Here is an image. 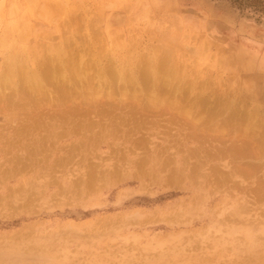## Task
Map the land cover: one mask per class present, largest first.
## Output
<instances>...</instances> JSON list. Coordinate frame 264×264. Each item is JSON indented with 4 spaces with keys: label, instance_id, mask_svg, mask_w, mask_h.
<instances>
[{
    "label": "rangeland",
    "instance_id": "374dc122",
    "mask_svg": "<svg viewBox=\"0 0 264 264\" xmlns=\"http://www.w3.org/2000/svg\"><path fill=\"white\" fill-rule=\"evenodd\" d=\"M0 41V64L9 48L27 46L45 58L67 47L72 59L66 61L74 65L65 68L70 86L51 82L53 70L41 94L15 95L11 86H0V174L8 167L4 154L21 153L12 144L31 147L42 135L58 136L36 163L45 177L22 179L21 173L0 181V197L25 179L38 187L30 210L22 212L12 199L11 210L1 204L0 264H264V0H0ZM162 47L174 49L180 78L154 91L152 108L148 80H139L140 91L113 72L129 64L138 73L149 58L161 57ZM33 118L37 127H30ZM109 127L132 140L147 137L155 148L165 135L168 167L174 171L183 162L186 177L165 185L146 178L145 187L134 178L85 191L74 185V192L60 193L72 173L106 158L114 144ZM93 134L105 138L92 144ZM72 147L74 156L63 163L61 155ZM212 147L230 155L205 165L201 151ZM229 162L249 172L239 169L245 175L238 171L240 177L229 180ZM211 167L224 172H214L213 186L203 178ZM194 168L200 171L189 177Z\"/></svg>",
    "mask_w": 264,
    "mask_h": 264
},
{
    "label": "bare ground",
    "instance_id": "6f19581e",
    "mask_svg": "<svg viewBox=\"0 0 264 264\" xmlns=\"http://www.w3.org/2000/svg\"><path fill=\"white\" fill-rule=\"evenodd\" d=\"M79 3V2H78ZM33 4V3H32ZM31 4V5H32ZM50 5V4H49ZM55 6V5H54ZM46 7V6H45ZM56 7V6H55ZM54 7V8H55ZM64 7V6H63ZM77 7V6H76ZM36 8V7H35ZM61 8V7H60ZM73 9L78 10V8H74L72 7ZM63 9V8H62ZM68 9V8H67ZM87 10V11H86ZM83 9L82 13L80 14H84V16L82 17H85L86 14H89V10L86 8ZM49 11V10H48ZM51 11V10H50ZM73 10H67V12H71ZM62 12V11H61ZM65 12V13H67ZM88 12V13H87ZM50 13V12H49ZM64 13V11H63ZM74 13V12H73ZM75 14V13H74ZM101 14V13H100ZM63 15V14H62ZM66 15V14H65ZM51 16H53V14H51ZM87 16V15H86ZM101 16V15H100ZM99 16V17H100ZM40 17V16H38ZM46 17V16H45ZM60 17V16H59ZM66 17L63 15V18ZM68 17V16H67ZM71 17V16H70ZM78 17V16H77ZM81 17V16H80ZM53 18V17H52ZM62 18V17H61ZM102 18V16L100 17ZM104 18V17H103ZM59 19V18H58ZM76 19V18H75ZM78 19V18H77ZM88 19V18H86ZM98 19V18H97ZM102 19H100L101 21ZM54 21V20H53ZM73 21V20H72ZM81 21V19H80ZM91 21V20H90ZM96 21V20H95ZM99 21V20H98ZM51 22V21H50ZM56 22V21H55ZM62 22H63V19H62ZM61 22V23H62ZM65 22V21H64ZM89 23V20L87 21ZM68 23V22H67ZM63 24V23H62ZM71 24V23H70ZM78 24V23H77ZM20 25V24H19ZM88 25V24H87ZM90 25V24H89ZM148 25V24H147ZM62 26V25H61ZM92 26V25H91ZM90 26V27H91ZM72 27V26H71ZM84 27V26H83ZM89 27V29H90ZM63 28V27H62ZM61 28V29H62ZM85 29H88V26L87 28L84 27ZM100 28V27H99ZM103 30L105 32H109L110 28H109V24L106 23V25L104 27ZM71 29V28H70ZM98 29V28H97ZM101 29V28H100ZM74 30V29H73ZM66 31V30H65ZM91 31V30H90ZM93 31V29H92ZM91 31V32H92ZM70 32V31H69ZM112 32V31H111ZM62 33V32H61ZM94 33V32H93ZM23 34V33H22ZM74 34V33H73ZM72 34V35H73ZM97 34V33H96ZM152 34V33H150ZM99 35V34H98ZM22 36V35H21ZM21 36H19L18 38H20ZM24 37V35H23ZM21 37V39L23 38ZM61 37V36H60ZM67 37V36H66ZM71 37V36H70ZM94 37V36H93ZM93 37L91 36L92 40H93ZM104 37H106L104 35ZM114 37V35H113ZM157 37V36H156ZM63 38V37H62ZM98 38V36H97ZM19 39V40H21ZM48 39V38H47ZM51 39V38H50ZM100 39V38H98ZM112 39V38H111ZM170 39V38H169ZM24 40V39H23ZM52 40V39H51ZM91 40V41H92ZM95 40V39H94ZM93 40V41H94ZM82 41V40H81ZM92 41V42H93ZM96 43H98L97 41L98 40H95ZM112 41V40H111ZM173 41V40H172ZM171 41V42H172ZM64 42V41H63ZM67 42V40H66ZM66 42L63 44L65 45ZM100 42V41H99ZM109 42V41H108ZM114 43V41H112ZM1 43V41H0ZM103 43L104 42V39H103ZM58 44V43H57ZM95 44V43H94ZM152 44V43H151ZM69 45V44H68ZM98 45V44H97ZM77 46V45H76ZM114 46V45H113ZM153 46V45H152ZM55 47V46H54ZM106 47V46H105ZM123 47V46H122ZM168 47V46H167ZM167 47H162V52H161V57L159 59H155V57H151L149 58L150 59V63L147 64V67L141 69L138 71V73L136 72L137 69L139 68H135L136 70L134 71V69L132 68V66L130 67L131 70L129 68H127V66H130L129 64L127 66H122L123 64H119V69L117 70V68L115 69V72H113L114 74L117 72V79H121L122 81L125 80L126 82H130L133 84V87L136 89H140L141 84L139 80H146L145 82H147V80L149 82H147V88L148 86L149 87V97H150V100L148 101L150 107L152 108H155L156 107V100L158 98V96L156 95L155 97V94H154V91L158 90L161 86H171L172 83H170L173 79L172 78H178L179 74L177 75V71L175 69V66H174V58H175V52H174V49L173 48H167ZM59 48V47H58ZM67 49V47H65ZM63 48V50L65 49ZM9 53H7V55L4 56V59L2 60V63L0 64V86H3L2 88L5 90L6 86H11L12 87V91H14L15 95L16 94H19L20 92L23 93V90L24 92H29L30 94L31 93H38L40 92V94L42 92H44V90L46 91L45 86L42 81L45 83L47 82L48 80H52V77L55 78L53 79L51 82H55L56 83H60L59 86L60 87H64V84H67L69 85V82H70V78L72 77L70 74H67V69L65 70L66 68V64L70 65V63H68L67 61L70 62V60L72 59V56L65 51H63L61 49V47L59 49H56V48H53L51 50V52H49L47 54V57L45 58L44 57V54L43 56L40 54V53H37L36 51L35 54H32L30 53L28 50L29 48L26 46H21V48H18V47H13V48H9ZM80 49V48H79ZM157 50V48H155ZM161 49V47H160ZM160 49L158 51H160ZM193 49V48H192ZM104 50V49H103ZM102 50V51H103ZM154 50V49H153ZM152 50V51H153ZM164 50V51H163ZM28 51V52H27ZM100 52V51H99ZM154 52V51H153ZM190 52V51H189ZM37 53V54H36ZM140 53V52H139ZM155 53L157 54V52L155 51ZM32 54V55H31ZM68 54V55H67ZM192 54V53H191ZM23 56V58L21 56ZM25 55V57H24ZM79 56V55H78ZM146 56V55H145ZM149 56V55H148ZM71 57V58H70ZM114 57V56H113ZM193 57H195L193 55ZM42 60V62H40V60ZM127 58V57H126ZM124 58V60L126 59ZM48 60V61H45V60ZM67 59V61H66ZM99 59V58H98ZM148 60V59H147ZM155 60H158V62H154ZM45 61V62H43ZM49 63L50 66L46 63ZM122 62V61H121ZM126 62V61H125ZM149 62V61H148ZM45 63V64H44ZM58 63V67L57 65L55 66V64ZM120 63V62H119ZM158 63V64H156ZM43 64L45 66V69L48 68V71H49V68H50V73L48 72H45L44 71V67H43ZM193 64V63H192ZM48 65V66H47ZM72 65V64H71ZM70 65V66H71ZM77 65V64H76ZM80 65V64H79ZM47 66V68H46ZM74 66V65H73ZM73 66H71L70 69H74ZM55 67L56 69H58V72H57V75H56V72H55ZM60 69V70H59ZM80 69V68H79ZM130 71H129V70ZM145 69V70H144ZM52 70H53V76L49 79V77L52 75ZM47 71V70H46ZM129 71V72H128ZM142 71V73L140 72ZM61 75L59 77H56L58 76L60 73ZM75 72V71H73ZM92 72V71H91ZM136 72V73H135ZM140 72V74H139ZM46 73V74H44ZM48 73V74H47ZM112 73V74H113ZM130 73V74H128ZM135 73V74H134ZM50 74V75H49ZM128 74V75H127ZM45 76H48V80H46ZM69 76H71L69 78ZM74 76V75H73ZM181 76V75H180ZM114 77V75H113ZM116 77V76H115ZM127 77V78H126ZM193 77V76H192ZM172 79L171 81L169 80ZM180 78V77H179ZM45 80V81H44ZM81 80V79H80ZM121 81V82H122ZM151 82V83H150ZM62 83V84H61ZM159 83V84H158ZM49 84V83H48ZM54 84V85H55ZM58 84H56L58 86ZM89 84V83H88ZM124 84V82H123ZM151 84V85H150ZM176 84V83H175ZM55 85V87H57ZM62 85V86H61ZM128 85V84H127ZM141 85V86H140ZM144 85H146V83H144ZM70 86V85H69ZM173 86H176V85H173ZM77 87V86H76ZM122 87V86H121ZM132 87V88H133ZM145 87V86H144ZM189 87V86H188ZM53 88V87H52ZM158 88V89H157ZM175 88V87H173ZM172 89V88H170ZM48 90V89H47ZM55 90V89H54ZM20 91V92H19ZM42 91V92H41ZM140 91H142V87L140 89ZM166 91V90H165ZM47 92V91H46ZM146 92V91H145ZM25 94V93H24ZM23 94V96H24ZM142 94V93H141ZM20 95V94H19ZM32 95V94H31ZM43 95V94H42ZM114 95V94H113ZM14 96V95H13ZM15 97V96H14ZM13 97V98H14ZM34 97V96H32ZM155 97V98H153ZM72 98V97H71ZM114 98V97H113ZM160 98V96H159ZM174 98V97H173ZM67 99V98H66ZM91 101V100H90ZM89 101V102H90ZM134 103V102H133ZM99 107V106H98ZM110 107V106H109ZM130 107V106H129ZM110 109V108H109ZM113 110V109H112ZM105 112V111H104ZM134 112V111H133ZM76 113V111H75ZM53 114V112H52ZM57 114V113H56ZM137 114V113H136ZM34 115V114H33ZM40 116V115H39ZM80 116V115H79ZM135 116V114H134ZM140 116V115H139ZM38 117V116H37ZM124 117V116H123ZM136 117V116H135ZM151 117V116H149ZM155 117V116H154ZM36 118V117H35ZM40 118V117H38ZM141 118V117H140ZM34 119V118H33ZM132 121L134 118H131ZM11 120V119H10ZM39 120V119H38ZM81 120V119H79ZM121 120V119H120ZM119 120V121H120ZM140 120V119H139ZM82 121V120H81ZM88 121V120H87ZM127 121V120H126ZM129 121V119H128ZM127 121V122H128ZM137 121V120H136ZM146 121V120H144ZM168 121V120H167ZM185 121V120H184ZM183 121V122H184ZM79 122V121H78ZM92 122V121H91ZM141 122V121H140ZM149 122V121H148ZM146 122V124L148 123ZM181 122V121H180ZM90 123V122H89ZM135 123V122H134ZM194 123V122H193ZM37 124H39V121H37L36 119H34V123L33 125H30V127H37ZM49 124V123H48ZM92 124V123H90ZM87 125L88 127L91 126V125ZM192 124V123H191ZM81 125V124H80ZM78 126V125H76ZM93 127H95V125H92ZM108 126V125H107ZM161 126V125H160ZM21 127V126H20ZM24 127V126H22ZM79 127V126H78ZM85 127H86V124H85ZM104 127V126H103ZM117 127V126H115ZM19 128V127H18ZM146 128V127H145ZM150 128V127H149ZM197 128V127H196ZM15 129V128H14ZM78 129V128H77ZM99 129V128H98ZM104 129V128H102ZM101 129V130H102ZM134 128H132L133 130ZM144 129V126L143 128ZM129 130V129H128ZM145 130V129H144ZM28 131V130H27ZM98 131H96L97 133ZM132 132V131H131ZM147 132V131H146ZM162 132V131H161ZM23 133V132H22ZM99 133V132H98ZM134 133V132H133ZM132 133V134H133ZM141 133V132H140ZM123 134V133H122ZM119 136V134H116V131L114 129H112L111 127L108 128V135L110 138L113 139V145L111 147V150L108 148L107 152L105 153L106 154V158L104 160H102L101 158H99L98 160V163H94L92 162L91 164V167L90 168H81V172L80 171H77L76 173H72V177L73 179H70L69 182V189H65L66 192H63L64 190H62L60 193H63V194H69L72 190H73V186H77L78 188L80 187L81 190L85 191L89 186L91 188H98L100 186H103L104 184H114L115 182L117 181H127L129 179H137L138 181H141L142 182V185L141 186H146L147 183H146V178H152V179H158L159 181H162V183L165 185L167 184L168 182L166 180H169V181H178L180 178H185L186 176H182L183 172H185V166L182 163H180V165L176 168H174V171L170 170L169 167H168V164H171V160H172V157L170 156V150H169V145H168V142H167V137L165 135H163V139H162V146L160 148H155L153 146V142L151 143L150 142V139L147 138V137H140V138H137V139H133L132 140V135H122ZM43 137H38V138H35L36 141H34L30 146L26 145L23 146V147H20L21 145L18 144V147H16V145L12 144L13 146H15L13 149H18L21 153H17V155H14L12 157H7V154H4V157H3V161H2V164L3 163H6L7 164V168H6V171L5 172H2V174H0V181L6 177H10V176H15V175H20L21 173H23L20 177L23 178H26L27 179V175L31 176V175H34L36 174V179L38 180L40 177H45V175H42L44 174L43 173V168H37L39 167V165H36L37 162L41 161L43 162L42 160L47 156V153L45 151V148H47L48 146H53L55 143V140L58 139V136L56 135H52V136H49V134H47L46 136L45 135H42ZM90 136V135H89ZM136 136V135H134ZM101 138H105V135L103 134H93L91 139V143L93 144V142L97 141L98 139H101ZM192 138V137H191ZM184 139V138H183ZM196 139V138H195ZM202 139V138H201ZM84 140V139H83ZM102 140V139H101ZM107 140V139H106ZM122 140L124 142H122ZM197 140V139H196ZM220 140V139H219ZM1 141V139H0ZM48 142L49 144H45V142ZM198 141V140H197ZM31 142V141H30ZM44 142V143H43ZM52 142V145H50V143ZM85 142V140H84ZM98 142V141H97ZM102 142V141H101ZM178 142V141H177ZM200 142V141H198ZM206 142V141H204ZM218 142V141H217ZM230 142V141H229ZM235 142V141H234ZM245 142V141H244ZM249 142V141H248ZM90 143V145H91ZM99 143V142H98ZM128 143L129 146H126ZM170 143V142H169ZM188 143V142H187ZM201 143V142H200ZM208 143V141H207ZM16 144V143H15ZM42 144V145H41ZM209 144V143H208ZM248 144V143H247ZM252 144V143H251ZM24 145V144H23ZM148 145H150L151 147H153L152 149H149ZM160 145V144H159ZM233 145V144H232ZM243 145V144H241ZM240 145V146H241ZM246 145V144H245ZM120 146H123V150L120 148ZM216 146V145H215ZM79 147V146H78ZM230 147V146H228ZM233 147V146H232ZM236 146H234L235 148ZM242 147V146H241ZM247 147V146H246ZM252 147V146H251ZM250 147V149H251ZM85 148V147H84ZM89 148V147H88ZM96 148V147H95ZM238 148V147H236ZM49 149V148H48ZM76 147H72L68 150V152L64 153L61 155V160L63 163H66L68 162L69 160H71V157L74 156L75 152H76ZM220 148H210L209 149H202V153L204 152V154L202 155V161L205 163V165H208V161H210V158L211 160L214 159V158H220V156L223 154V153H226L224 150H220V151H216ZM228 149V148H226ZM244 149V147L242 148ZM89 150V149H88ZM97 150V149H96ZM99 150V149H98ZM192 150V149H191ZM209 150V151H208ZM43 151V152H42ZM90 151V150H89ZM228 151V150H227ZM235 150H233L234 152ZM207 152V153H206ZM232 152V151H231ZM255 152V151H254ZM253 152V153H254ZM15 153V154H16ZM43 153V154H41ZM89 153V152H88ZM194 153V152H193ZM97 154V153H96ZM227 154V153H226ZM225 156H229L230 154H227ZM243 154H245L243 152ZM224 155V154H223ZM222 155V157H223ZM246 155V154H245ZM89 156V154H88ZM84 157V156H83ZM90 158H94L96 157L95 153L94 152H91L90 153ZM254 157L256 158L257 155L256 153L254 154ZM47 158V157H46ZM174 158V157H173ZM65 159V160H64ZM209 159V160H208ZM1 160V159H0ZM64 160V161H63ZM88 160V159H87ZM176 160V159H175ZM174 160V161H175ZM46 161V160H45ZM57 161V160H56ZM70 162V161H69ZM85 162H83L84 164ZM90 163V162H89ZM107 164V165H106ZM88 165V164H87ZM194 165V164H193ZM262 165V164H261ZM184 166V167H183ZM50 167V166H49ZM105 167V168H104ZM216 167V166H215ZM242 167V166H241ZM238 168L233 166V164L231 162H229V164H225L224 165V169L227 170V177L230 179H232L233 177L237 178V173L239 171V173L241 174H244L243 171L244 169L243 168ZM67 168V167H66ZM103 168V169H102ZM214 167H211V171L212 173L208 172L206 175L203 176L204 180H209L210 181V184L213 186L214 183H216V181L218 180L217 179V176H215V171L219 170L218 167L217 168H214ZM239 169H243V171L241 172ZM257 170V169H255ZM198 172L200 171L199 168H194L193 170H190V173H189V177H191V175H193L195 172ZM246 171V170H245ZM244 171V172H245ZM247 171L249 172L248 168H247ZM246 171V173H247ZM217 172H222L224 173L222 170L221 171H217ZM216 172V173H217ZM79 173V175L77 174ZM197 174V173H196ZM9 175V176H8ZM245 175V174H244ZM48 176V175H47ZM221 176V175H220ZM253 176V175H252ZM53 177V176H51ZM188 177V178H189ZM240 177V176H239ZM262 177V176H261ZM227 178V179H228ZM10 179H13V178H10ZM25 179V182H21L20 184H18L14 189H9L8 190V194L6 196H2L0 197V207H1V204H5L6 208L4 207H1L2 209L4 210H11V206L12 204H10L8 202V200L12 199L14 200V203L15 204H18V208L21 209V211L23 212L24 210H30L32 209L33 205H34V202L35 200L38 198V193H37V189L38 187L36 186L35 184V181H32L29 182L28 180ZM226 179V176L225 177H220L219 180L220 181H224ZM246 179V178H245ZM23 181V180H21ZM186 180H184L185 182ZM244 180H240V182L243 183ZM52 182V181H51ZM8 183V182H7ZM55 183H56V180H55ZM235 183V182H234ZM238 185H239V182H237ZM2 183H0L1 185ZM4 185V184H3ZM258 185V184H256ZM260 185L257 188V190L255 191L256 194L261 191L260 190ZM176 186V185H175ZM46 187V186H45ZM239 187V186H238ZM237 187V188H238ZM242 187V186H241ZM255 187V186H254ZM1 188V186H0ZM246 188V187H245ZM258 188H259V191H258ZM263 188H264V185H263ZM262 189V188H261ZM46 190V189H44ZM59 190V189H58ZM255 190V189H253ZM264 190V189H263ZM241 191V190H240ZM252 191V190H251ZM258 191V192H257ZM7 192V191H6ZM74 192V190H73ZM72 192V193H73ZM254 192V191H252ZM254 192V193H255ZM264 193V191H262V194ZM42 195V194H41ZM56 195V193H55ZM91 195V194H90ZM54 196V194H53ZM261 196V195H260ZM61 197V196H59ZM259 197V196H258ZM258 197H256V199L258 200ZM52 201V200H51ZM57 202V201H56ZM36 205V204H35ZM194 206V205H193ZM172 217V216H171Z\"/></svg>",
    "mask_w": 264,
    "mask_h": 264
}]
</instances>
